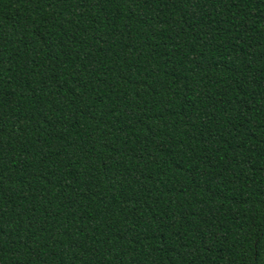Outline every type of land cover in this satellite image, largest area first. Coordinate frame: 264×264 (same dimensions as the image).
Instances as JSON below:
<instances>
[{"label":"trees","instance_id":"16d2710c","mask_svg":"<svg viewBox=\"0 0 264 264\" xmlns=\"http://www.w3.org/2000/svg\"><path fill=\"white\" fill-rule=\"evenodd\" d=\"M0 264H264V0H0Z\"/></svg>","mask_w":264,"mask_h":264}]
</instances>
